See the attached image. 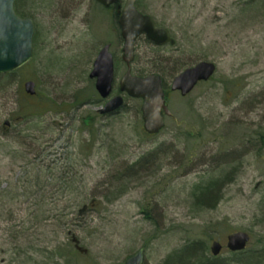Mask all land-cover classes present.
Returning <instances> with one entry per match:
<instances>
[{
  "label": "rangeland",
  "instance_id": "374dc122",
  "mask_svg": "<svg viewBox=\"0 0 264 264\" xmlns=\"http://www.w3.org/2000/svg\"><path fill=\"white\" fill-rule=\"evenodd\" d=\"M21 2L33 49L0 92V264H124L139 248L143 264H161L193 239L206 255L219 241L218 256L236 263L229 233L247 232L248 248L264 242V0H137L175 40L134 44L132 73L166 82L173 115L154 135L135 99L110 115L98 113L97 94L82 101L104 43L115 58L113 95L126 70L111 14L95 0ZM201 60L216 65L210 79L185 96L168 88ZM31 112L42 117L17 122ZM222 170L215 206L195 207L193 186Z\"/></svg>",
  "mask_w": 264,
  "mask_h": 264
},
{
  "label": "water",
  "instance_id": "95a60500",
  "mask_svg": "<svg viewBox=\"0 0 264 264\" xmlns=\"http://www.w3.org/2000/svg\"><path fill=\"white\" fill-rule=\"evenodd\" d=\"M104 7L117 5L118 25L122 44V60L127 69L118 84L120 93L128 97L141 99L140 112L143 129L148 134L158 133L164 126V114L171 115L164 99L162 79L158 74L145 76L131 73V62L134 58V42L144 35L155 45L170 43L175 40L170 37L165 27L158 26L154 20L136 8V0H125L122 8L119 0H96ZM15 0H0V74L18 69L27 63L32 56V39L34 35L33 21L29 17H21L14 10ZM213 62L201 60L183 69L170 83V89L179 91L182 96L189 93L199 81L208 80L215 72ZM89 77L94 79V88L101 99H106L99 108L100 114L117 112L124 104L121 94L110 97L114 78L113 57L109 44L103 45L98 51ZM24 89L28 94H34V82H24ZM8 125V121H4ZM250 236L245 231L231 232L226 237V247L230 251H240L246 247ZM222 245L219 241H212L210 251L218 255ZM143 248L128 256L124 264H143Z\"/></svg>",
  "mask_w": 264,
  "mask_h": 264
},
{
  "label": "trees",
  "instance_id": "16d2710c",
  "mask_svg": "<svg viewBox=\"0 0 264 264\" xmlns=\"http://www.w3.org/2000/svg\"><path fill=\"white\" fill-rule=\"evenodd\" d=\"M20 3H22L21 0H15L14 3L15 12L22 17H28L29 14L26 13L24 7L21 6ZM143 40L150 43L147 39H143ZM156 47H160V46H156ZM19 70L20 68L14 71L0 74V92L3 91L4 89H7V87L11 84L12 80L15 79L16 74H18ZM137 75H145V72L141 71ZM162 80H163V88L166 92L167 91L165 89L166 82L163 79V77ZM95 96H96V92L95 90H92L89 94H87L86 97H83L82 101L85 102L88 100H96ZM77 97L78 95L76 96V98ZM135 100L137 102H140L138 99ZM41 101L46 103L45 99L41 98ZM40 117H42L41 114L31 112L28 115H23L22 119L17 122H25ZM222 165L227 167L226 163H222ZM133 167L134 166L130 167V169H132ZM225 176L226 174H224L222 170L218 176L209 178L208 180H205V182L203 183L199 182L195 184L191 191V195L193 197V205L197 208H201L204 206L210 208L214 207L218 201V192L222 189L221 184L224 182L223 180ZM260 203L264 204V189ZM204 246H205L204 241L201 239H195V240L193 239L190 240L189 242H185L182 247L169 253L161 264H263L264 262V242H260L259 245L253 248L246 247L242 251L231 252L233 256H238V255L240 256L238 257L239 259L236 263H232V261L228 262V258H223L218 255L217 256H213L212 254L206 255L204 251L205 249ZM59 254L61 255L62 253ZM64 257L65 260L68 261H70V258H73L72 253L70 251H68V253Z\"/></svg>",
  "mask_w": 264,
  "mask_h": 264
},
{
  "label": "flooded vegetation",
  "instance_id": "af4514ba",
  "mask_svg": "<svg viewBox=\"0 0 264 264\" xmlns=\"http://www.w3.org/2000/svg\"><path fill=\"white\" fill-rule=\"evenodd\" d=\"M98 4V3H97ZM102 9H104L105 11L109 12L111 14V17L114 19L115 23L117 24V20H118V11H117V5L116 4H112L108 7H104L100 4H98ZM139 9V8H138ZM140 10V9H139ZM160 25V24H159ZM118 24H117V29H118ZM171 35V34H170ZM142 39H144L145 37H140ZM167 45V44H166ZM166 45H162V46H166ZM166 117V116H165ZM165 117H164V120H165Z\"/></svg>",
  "mask_w": 264,
  "mask_h": 264
}]
</instances>
